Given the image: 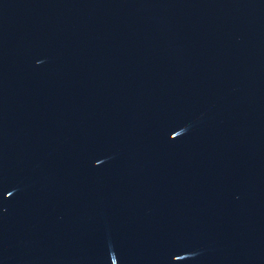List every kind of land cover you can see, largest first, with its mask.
Segmentation results:
<instances>
[{
    "label": "water",
    "instance_id": "water-1",
    "mask_svg": "<svg viewBox=\"0 0 264 264\" xmlns=\"http://www.w3.org/2000/svg\"><path fill=\"white\" fill-rule=\"evenodd\" d=\"M0 264H264V0H0Z\"/></svg>",
    "mask_w": 264,
    "mask_h": 264
}]
</instances>
